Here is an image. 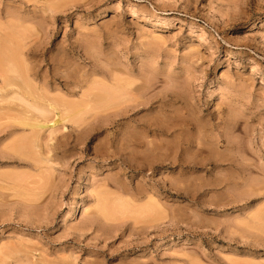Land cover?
Segmentation results:
<instances>
[{"label":"rangeland","instance_id":"obj_1","mask_svg":"<svg viewBox=\"0 0 264 264\" xmlns=\"http://www.w3.org/2000/svg\"><path fill=\"white\" fill-rule=\"evenodd\" d=\"M0 264H264V0H0Z\"/></svg>","mask_w":264,"mask_h":264},{"label":"bare ground","instance_id":"obj_2","mask_svg":"<svg viewBox=\"0 0 264 264\" xmlns=\"http://www.w3.org/2000/svg\"><path fill=\"white\" fill-rule=\"evenodd\" d=\"M21 98V97H20ZM22 99V101H25L23 98H21ZM26 102V101H25ZM27 103V102H26ZM28 104H31V103H28ZM36 104V103H35ZM31 106H33V104H31L30 105V107ZM35 107H36V105L34 106V109H35ZM37 108V107H36ZM36 110V109H35ZM39 110H41V108L39 109V107L37 108V112L39 111ZM40 112V111H39ZM41 112H43L42 113V115L44 114V110L43 111H41ZM25 124H27V123H25ZM28 125V124H27ZM45 126L44 125H40V124H36V128H39V129H43ZM217 146V145H216Z\"/></svg>","mask_w":264,"mask_h":264}]
</instances>
